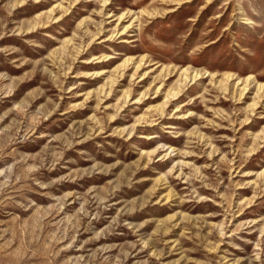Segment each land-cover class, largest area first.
Returning <instances> with one entry per match:
<instances>
[{"label":"rangeland","instance_id":"obj_1","mask_svg":"<svg viewBox=\"0 0 264 264\" xmlns=\"http://www.w3.org/2000/svg\"><path fill=\"white\" fill-rule=\"evenodd\" d=\"M0 264H264V0H0Z\"/></svg>","mask_w":264,"mask_h":264}]
</instances>
